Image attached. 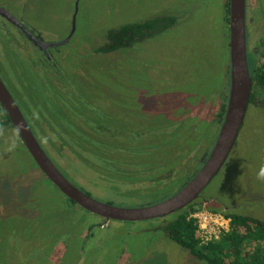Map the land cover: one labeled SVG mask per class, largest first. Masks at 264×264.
I'll return each instance as SVG.
<instances>
[{
	"label": "rangeland",
	"instance_id": "rangeland-1",
	"mask_svg": "<svg viewBox=\"0 0 264 264\" xmlns=\"http://www.w3.org/2000/svg\"><path fill=\"white\" fill-rule=\"evenodd\" d=\"M223 2L0 0V6L45 42L63 41L74 28L52 60L63 91L46 83L43 56L0 18V78L28 120L39 110L33 104L38 100L46 109L51 99L60 105L64 119L70 116L73 126L57 122L55 132L62 137L47 128L43 131L51 139L33 133L53 164L84 194L120 208L148 206L174 195L200 169L219 129L209 134L204 119L186 113L200 109L201 118L216 107L218 95L227 94L229 38ZM162 15L177 17L176 24L131 49L99 51L109 30ZM23 60L43 67L39 75L30 73L32 88L34 82L23 75ZM262 98L255 94L256 103L247 105L233 148L196 204L204 207L200 201L207 200L204 208L215 213L226 207L228 213L264 223V181L257 179L264 167ZM79 126L94 131L88 137L101 147H80L77 141L84 139L68 131ZM149 158L165 167L159 170L160 176L165 174L159 185L140 175ZM180 160L182 166L175 167ZM172 163L169 173L166 167ZM176 216L105 221L70 205L38 169L16 132L0 125V264H206L163 231Z\"/></svg>",
	"mask_w": 264,
	"mask_h": 264
},
{
	"label": "water",
	"instance_id": "water-1",
	"mask_svg": "<svg viewBox=\"0 0 264 264\" xmlns=\"http://www.w3.org/2000/svg\"><path fill=\"white\" fill-rule=\"evenodd\" d=\"M245 2L246 0H228L229 90L224 118L215 142L195 175L178 192L161 202L143 207L120 208L92 199L69 182L53 164L32 134L19 106L1 79L0 106L7 114L11 125L38 169L64 197L81 209L105 221L130 223L172 215L196 201L218 174L235 144L244 121L252 87V77L246 55ZM0 17L25 33L34 42V45L40 48L41 43L34 39L25 30L23 24L9 11L0 7ZM73 29L64 41L47 46L65 44L71 37Z\"/></svg>",
	"mask_w": 264,
	"mask_h": 264
},
{
	"label": "trees",
	"instance_id": "trees-1",
	"mask_svg": "<svg viewBox=\"0 0 264 264\" xmlns=\"http://www.w3.org/2000/svg\"><path fill=\"white\" fill-rule=\"evenodd\" d=\"M223 9H225V13H226L225 18L227 23L226 25L228 27V16H229L228 0L225 4H223ZM176 22L177 20L173 17L155 18L153 20H147L140 23L125 24L118 29L109 30L105 36L106 44L99 51L105 54H111L122 49H131L134 46V44L138 42L162 34L167 29H169V27L174 26ZM248 66H249L250 75L252 77V87H251L250 97L248 100V105L256 103V101L254 100L255 94L263 95V98L261 100V103H263L264 102V57L263 59L254 57L248 62ZM226 77H227L226 79L227 94L225 96L223 95L224 93L222 92L221 95H218V101L216 103V107H214V109L211 110L212 111L211 113L208 114L206 112L204 115H202L201 118L199 112L200 109L198 111L195 110V112L186 113V114H191L199 119H204L205 120L204 122L208 125L206 126V130L208 133L209 132L213 133L214 130H218L224 118L226 104H227V97H228L229 75L227 74ZM57 113L59 116L58 118L63 117L61 110H58ZM82 122L83 124H86V127L89 128L90 126L89 122H85L83 120ZM61 124L64 125L66 123H61ZM0 125L9 126L10 128L13 129L6 115H3V122H0ZM194 127L196 129V126ZM54 128H56L55 125ZM79 128L80 129L77 130H74L73 128H68L71 130L68 131L69 133H72L73 131L76 138L84 139L81 141H77L80 147L82 145H85L87 149H89L88 148L89 145L90 146L93 145L92 146L93 149L97 148L98 146L101 147V145L96 143V141L94 142L93 139L90 140L87 133V131H89L88 129L86 131L85 128H83L82 126H79ZM97 128L98 127H96V130ZM59 134L61 136L63 135L62 132ZM39 137L41 138V136ZM68 137H72V136L66 135V138ZM60 141L65 142L64 140H60ZM151 150L155 151V148H152ZM80 153L84 154V152L83 153L80 152ZM75 160L76 159H74L72 162H74ZM157 161L159 162V164ZM121 163L127 164L126 162H121ZM150 164H154V165L158 164V165L150 166ZM182 164L183 162L182 160H180L175 167H181ZM161 165L162 163L159 160L156 159L154 161L153 159L149 158L148 164L144 166L145 170H143L142 173H140V175L151 178L152 179L150 182L151 184L159 185L161 184V181H159L160 178H164L165 176V174L160 176L159 170L163 169L164 167V166L161 167ZM191 165L192 162L190 163V166ZM173 166L174 163H172L170 167H166L169 173L173 168ZM126 167L127 166H123V170L124 169L126 170ZM191 168L192 166L187 167L186 170H189ZM172 172H174V170H172ZM123 175L125 176L126 173L123 172ZM194 175H192L189 178V180ZM125 183L129 184L128 182ZM155 185L149 186L147 189L150 191V189L156 187ZM128 190L130 191V188H128ZM128 190L125 193H130L128 192ZM85 194L88 195V193ZM65 199L68 201L69 204L75 205V203L68 200L66 197ZM67 207H69V205H67ZM62 210H63V205H62ZM202 210L218 212L217 210L214 209H207L201 207L200 205L196 204V201H194L187 208L175 212L177 213V216L174 219L170 220L169 222L165 223V225L163 226V231L171 241L175 242L177 245L185 249L191 257L206 264H264V223L263 222L251 217H246L238 214H231L228 212H222V214H224L230 220L229 230L226 233H224L218 241L209 242L203 245L200 243L199 239L196 236V229H197L196 221L189 217L192 213Z\"/></svg>",
	"mask_w": 264,
	"mask_h": 264
},
{
	"label": "flooded vegetation",
	"instance_id": "flooded-vegetation-1",
	"mask_svg": "<svg viewBox=\"0 0 264 264\" xmlns=\"http://www.w3.org/2000/svg\"><path fill=\"white\" fill-rule=\"evenodd\" d=\"M227 2V0H225V3ZM224 4V2H223ZM2 7V6H0ZM4 8V7H2ZM5 9V8H4ZM7 10V9H5ZM8 11V10H7ZM11 14V13H10ZM12 15V14H11ZM164 17H173L177 20V17L172 16V15H162V16H158V17H154L152 19L149 20H153L155 18H164ZM1 19H3L2 17H0ZM4 21H6L5 19H3ZM19 20V19H18ZM20 21V20H19ZM147 21V20H146ZM7 22V21H6ZM21 22V21H20ZM144 22V21H142ZM9 23V22H7ZM22 23V22H21ZM136 23H140V22H136ZM10 24V23H9ZM23 24V23H22ZM1 25V24H0ZM12 27H14L18 33L21 35V37L26 41L29 42L30 45L32 46V48H34V51L39 54L43 59L44 62L48 63V75L47 79L48 81L46 82L48 85H51L53 88L55 89H60V90H65V85L63 87V85L60 84V82L57 80V76L58 75H54V72H56L55 69V65L52 64V60L55 58L54 55V51L57 49V47L59 46H63L65 44H67L70 40H69L63 44V45H57V46H53V47H49L47 45H51V44H57V43H50V42H45L43 41L34 31H31L30 29H28L24 24V28L25 30L30 33V35L36 39L38 42L41 43L40 48L34 45V42L27 36L25 35V33H23L22 31H20L18 28H16L15 26H13L12 24H10ZM245 27H246V55H247V61L249 62L251 59H253L254 57L257 58H261L263 59L264 57V0H246L245 2ZM172 27V26H171ZM169 27V28H171ZM261 27V28H260ZM260 28V29H259ZM71 33V31H70ZM69 33V35H70ZM68 35V36H69ZM67 36V37H68ZM260 36V37H258ZM66 37V38H67ZM65 38V39H66ZM64 39V40H65ZM63 40V41H64ZM14 41L8 43V46L11 47V44H13ZM105 44H106V39H105ZM22 46H19V48ZM23 48V47H22ZM3 49V48H2ZM120 51V50H119ZM10 56H8L9 58ZM35 57V56H34ZM36 58V57H35ZM9 62H12V60H9ZM20 63L22 64V67L25 68L23 70V75H25L26 79L28 81H33L34 84L29 86L32 88L33 86H35V80L33 77V74H30L32 72H34L36 75H39V69L43 68L42 64H37L35 62H33L32 60H23L20 61ZM2 65V63L0 64ZM3 66V65H2ZM32 70V71H31ZM53 71V73H51ZM22 75V74H21ZM229 75V74H228ZM1 79V78H0ZM3 82V81H2ZM41 83V82H40ZM5 85V84H4ZM44 86V85H43ZM45 87V86H44ZM8 90V89H7ZM229 90V88H228ZM10 93V92H9ZM11 94V93H10ZM12 96V95H11ZM13 98V97H12ZM44 96H42V101L44 100ZM48 99V98H47ZM49 100V99H48ZM51 100V99H50ZM48 101L50 102V105H48L46 107V109L44 108V106L41 104V101H37V102H33V104L39 109L36 111L35 114L32 115V118H30L29 120L26 118L25 114L22 112L23 117L26 121V123L28 124V126L31 128V132L34 135V137H36V135L33 133L36 132V134L41 137H43L44 139L46 138H50L48 135V137L45 135V132L43 131L44 128L50 129L53 132V136L59 138L61 135L56 133L55 130H59V126L58 123H66L68 126H73V124H68L70 122V116L67 115L65 116V119L62 117L58 118V110L60 109V105L57 104L55 101ZM15 101V100H14ZM16 103V101H15ZM17 104V103H16ZM52 109V110H51ZM0 110L2 113V117L3 115L7 114L5 113V111L3 110V108L0 106ZM78 113V112H77ZM76 114H72V116H75ZM8 118V116H7ZM9 120V119H8ZM10 121V120H9ZM58 122V123H57ZM33 123V127L29 124ZM35 123V124H34ZM64 124V125H66ZM81 124H83V122H81ZM54 125L56 128H54ZM13 127V126H12ZM68 128H72V127H68ZM12 129V128H11ZM13 130L15 131V129L13 128ZM16 132V131H15ZM92 132L94 133V131L89 130L87 131L88 135H91ZM17 134V133H16ZM60 135V136H59ZM93 135H101V134H93ZM17 136L19 137V135L17 134ZM62 137V136H61ZM40 138V137H39ZM90 138V137H89ZM20 139V138H19ZM51 139V138H50ZM93 138L91 137L90 140H92ZM36 140L38 141L37 137ZM39 143V142H38ZM23 144V143H22ZM42 148V147H41ZM43 149V148H42ZM48 156V155H47ZM123 168V167H121ZM200 198H198L197 200H199ZM213 203H215V200L212 201ZM74 203V202H73ZM200 203H202V205L205 207L208 205L209 201L207 200H201ZM216 205L218 203H215ZM71 205V204H70ZM76 205V204H75ZM223 212H227L228 209L226 207L222 208ZM231 211V210H230ZM230 213V212H229Z\"/></svg>",
	"mask_w": 264,
	"mask_h": 264
},
{
	"label": "built area",
	"instance_id": "built-area-1",
	"mask_svg": "<svg viewBox=\"0 0 264 264\" xmlns=\"http://www.w3.org/2000/svg\"><path fill=\"white\" fill-rule=\"evenodd\" d=\"M189 217L196 221V236L203 245L218 241L229 230L230 220L224 214L202 210Z\"/></svg>",
	"mask_w": 264,
	"mask_h": 264
},
{
	"label": "clouds",
	"instance_id": "clouds-1",
	"mask_svg": "<svg viewBox=\"0 0 264 264\" xmlns=\"http://www.w3.org/2000/svg\"><path fill=\"white\" fill-rule=\"evenodd\" d=\"M257 179L264 181V167L259 170L257 174Z\"/></svg>",
	"mask_w": 264,
	"mask_h": 264
}]
</instances>
